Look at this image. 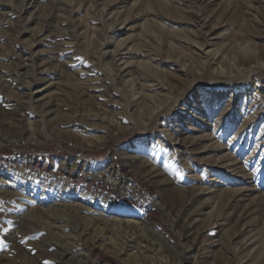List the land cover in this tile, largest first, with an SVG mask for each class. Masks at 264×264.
Masks as SVG:
<instances>
[{
  "label": "rangeland",
  "instance_id": "1",
  "mask_svg": "<svg viewBox=\"0 0 264 264\" xmlns=\"http://www.w3.org/2000/svg\"><path fill=\"white\" fill-rule=\"evenodd\" d=\"M75 1L76 12L59 0H0V264H264V0H165L168 47L165 37L146 38L144 20L123 29L102 18L99 8L118 6L111 0ZM49 10L56 17L46 26ZM200 15L216 28L215 66L192 45L202 40ZM131 35L159 54L131 60L158 68L150 78L179 85L171 96H182L152 123L125 109L135 98L115 76L116 44ZM31 94L29 108L20 105ZM50 98L47 113L40 104ZM203 134L210 139L190 147ZM13 136L25 139L4 146ZM33 137L41 143H27ZM214 142L222 149L209 150ZM19 146L26 152L13 158ZM225 153L234 170L219 159ZM112 165L124 187L99 178ZM199 187L229 194L210 198ZM239 188L250 197L235 204Z\"/></svg>",
  "mask_w": 264,
  "mask_h": 264
},
{
  "label": "bare ground",
  "instance_id": "2",
  "mask_svg": "<svg viewBox=\"0 0 264 264\" xmlns=\"http://www.w3.org/2000/svg\"><path fill=\"white\" fill-rule=\"evenodd\" d=\"M36 1L37 0H28V4L27 5L33 4ZM56 1H58V0H56ZM96 1L99 3V0H96ZM126 1L127 0H111L110 2H115V5H118V6H114L113 7L112 4L109 3V4H106L105 6H103L102 8H99L98 6H96L94 2H91V3L87 2V3H89V5H91L93 3L91 5V7H93L96 10H97V8H99L98 13L99 14L101 13V17L102 18H104L106 15H109L108 18H112L114 23H117L118 21H120L119 24L123 25V29L126 26L127 27L130 26L132 29H134L136 27H132V23H135L136 21H138L140 19L144 20L143 25L141 24L142 26H140V27H142V29H144L143 33H144V35H146V38H151V36L153 35V39H154L153 41H156V43H162V41H164L163 37H165L166 38V42L163 43L162 45L164 46V44H165L166 47L170 46L169 37L174 31L170 30V28H168L163 22V19L165 17H169L170 18V4L167 3L165 0H150L152 5H153V6H151L149 4V2H148L149 0L148 1L145 0L143 2L144 6H142V8H135V4L137 2H139V0H135L134 3H131L132 5L129 7V12H127V11H125L123 9L122 10L120 9L122 4L124 2H126ZM195 1L200 6H205L207 3H209V5H213L214 2L217 3L216 0H195ZM231 2H232V0H231ZM238 2L239 1L237 0V4L236 5H238ZM60 3H62V4H60ZM232 3L235 4V0H233ZM77 5H78V7H76ZM56 6L59 7L60 9L63 8L64 6L70 7L71 10L74 11V12L79 10V8L81 7V5L77 4L75 0H59V2H57ZM135 10H136V12H135ZM50 11L51 10H49L48 15L45 16V19H46V21H45L46 24L45 25L46 26L48 24H50V22L56 17L53 13H50ZM202 15H204V12H202ZM202 15L197 17V22H196V25H197V28H198V30L196 29V36H197V38H200L202 40L201 41H195V42L193 41L194 44H192V45L197 47V48H200V50L202 51L201 53L205 54L206 61H203V62H205L206 64L210 63L211 65L215 66L219 62V60L216 61L217 60L216 57H218L219 55H217L218 52H215L214 50L210 49V47L213 44L212 40L216 37V36H214L216 28L208 29L211 26L208 23L209 19H206L205 17H202ZM174 21H177V20H174ZM41 30H42V28H41ZM128 31H130V29H128ZM74 34L75 33H73V35ZM167 38H168V40H167ZM128 39H131V41H129ZM238 45H239L238 46V49H239L240 48V44H238ZM175 47L179 49V47L177 45H175ZM246 48L247 47H245L244 49H246ZM169 53H170V51H169ZM128 54H130L132 56H128L127 58H125V56H127ZM114 55H115L114 59H115V57L120 56L117 59L118 61H120V66H117V64H116L115 76H117V81H118L119 84H121L122 91H125L128 88L129 89L128 92L130 93V97L135 98L133 100H129L128 99L126 101L125 109L127 111H128V109H131L130 112H132V111L133 112H138L141 116L143 115V117L149 118V121H151V123H152L154 121V118L159 113H163V112H166L167 110L171 109L175 105V103H177V101H179L182 98V96H181L180 99H177L176 101L174 99H172L173 98L172 97L173 96L172 95L173 89L176 88L175 85L176 86H179V85H177V84L173 85L172 83H170V81L168 83L163 78H158V79L157 78L156 79L150 78L152 76V75H150V71H154V72L156 70L158 71V68L153 67L148 62L142 61L139 58L137 59V61H132L131 60V58L137 57L136 55H138V56L139 55H143L144 57L145 56L146 57L147 56L151 57V55H154V56L159 55L158 53L155 54L154 52L148 51V49L143 48L142 43H141V41H139V37H137V35H131V36H129V37L125 38V39H121L119 42H117L116 48L114 50ZM247 61H249L251 63V59L250 58H248ZM147 70H150V71H147ZM179 70L182 73H184V74H186V72H187V70H185L183 67L180 68ZM215 70H217V69H215ZM217 72H219L221 74L223 73L222 71H219V70H217ZM33 78H34V76H33ZM0 82H1V85H2V84H4L5 80L4 81L2 80ZM52 85H54V87H56L58 89H61V86H56V85H58V83H54ZM48 87H46L45 89H41V90L39 89L34 94H36V96H37L38 94H41V92L43 90H47ZM156 91H158V93H156ZM207 93L208 92L205 93V91H203L202 93H199L197 95L200 98V97H204V95L206 96ZM34 94L29 95V100H28L29 102L28 103H26L27 102L26 101L25 103H22L20 105H23L25 107H28V105L30 106V103L33 100V95ZM157 94H159V95H157ZM211 94H212V92H210V95ZM50 95H48V96H50ZM44 98H46V97H44ZM57 99H59V98H57ZM51 101H52V98H50L49 100L47 99L46 102H42L40 104L43 107H47L49 105V110L46 111L47 113L50 112V109H51L50 108V106H51L50 104L52 103ZM202 101L204 102V99ZM159 102H160V104H159ZM151 106L155 107V108L150 111ZM151 113H153V114H151ZM29 114L33 115V114H37V113H35V112H31L30 113L29 112ZM164 135H165L166 138H168L169 140L171 139V141H173V142L176 141V139H178L177 136L171 137L172 135H170V133L169 134H164ZM38 138L39 137L29 138V139H27V143H31V144L35 143V145H38V144L41 143V140L38 139ZM199 138H202L204 140L210 139L207 135L205 136L204 134H203V136H200V137H197V138L190 137V139L188 141L190 147H194V146L199 145V143H200L198 141ZM21 139H25V138L14 137L13 136V137H11V139H9L7 141V143H5L4 146H7V144H9V143H12V144L13 143H17ZM207 146L206 147L209 150H213V151L214 150L215 151L221 150L222 147H223L222 145H218V144L216 145L215 142L212 143V144H207ZM26 147L29 148L28 145H26ZM11 150H12V152H16L15 149H14L15 151H13V149H11ZM22 153L23 152H18V154L16 153L15 157H13V158H17V157L20 158L23 155ZM219 159L222 160L221 161L222 163H226L227 168L231 169V168L235 167V165H236L235 161L232 158V154H230V153L223 154L221 157H219ZM211 161H212V164H214V165H217V166L220 165V162H218L217 160L215 161V160L212 159ZM77 165H79V164L77 163ZM222 166H224V164H222ZM114 167L112 165L106 171L100 172V177L99 178L101 180H109V181H111L113 187H124V185H125V181L124 180H127V179L125 178V176L121 177V175L116 174V170H114ZM119 169L122 172H126V169L124 167H122V166H120ZM234 169L235 168H233L232 170H234ZM72 176H75V171L72 172ZM139 180H144V179L141 178ZM142 186H143V190L145 192L150 189V187L148 185H146V184H144ZM125 189H124V191H125ZM207 189H209V194L210 193L212 194L210 196V198H212L214 194L215 195L219 194L220 198H221L222 194L223 195L224 194H227V195L229 194V193H227L226 191H223V190L218 192L219 190L218 191H214V190H210V188L201 189V187H199L198 191L203 194V192L205 190H207ZM124 191H122V192H124ZM233 191L234 192H232V194H231L232 195L231 200L235 204L241 203L243 201H246L248 199V197H250V194H248L247 192H244L242 188L235 189ZM145 192H143V193H145ZM13 194H15L14 197H17L16 193H13ZM17 194H19V192ZM245 206L248 207V205H245ZM20 209H22V208H19L17 211H20ZM249 209H251V206H250V208H246V210H245L246 214H244V216H243L244 219H246L247 216H249V211H248ZM114 243L117 244V242H114ZM117 245L120 246L119 243ZM180 255L176 254L175 256L181 262L182 260L180 258H182V256H180ZM70 258L73 259L74 257L70 256Z\"/></svg>",
  "mask_w": 264,
  "mask_h": 264
},
{
  "label": "built area",
  "instance_id": "3",
  "mask_svg": "<svg viewBox=\"0 0 264 264\" xmlns=\"http://www.w3.org/2000/svg\"><path fill=\"white\" fill-rule=\"evenodd\" d=\"M19 147H21V146H19ZM21 149H22V150H19V149H18V152H26V151L23 149V146L21 147ZM26 149H29V148H26ZM29 150H30V149H29ZM16 151H17V150H16ZM11 155H12V157H15L16 152H12Z\"/></svg>",
  "mask_w": 264,
  "mask_h": 264
},
{
  "label": "snow or ice",
  "instance_id": "4",
  "mask_svg": "<svg viewBox=\"0 0 264 264\" xmlns=\"http://www.w3.org/2000/svg\"><path fill=\"white\" fill-rule=\"evenodd\" d=\"M0 246H3V245H2V242H0Z\"/></svg>",
  "mask_w": 264,
  "mask_h": 264
}]
</instances>
